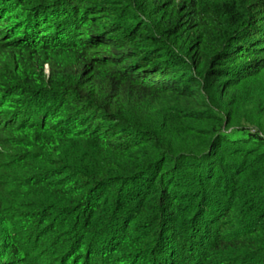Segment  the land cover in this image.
Masks as SVG:
<instances>
[{
	"label": "trees",
	"instance_id": "16d2710c",
	"mask_svg": "<svg viewBox=\"0 0 264 264\" xmlns=\"http://www.w3.org/2000/svg\"><path fill=\"white\" fill-rule=\"evenodd\" d=\"M0 264H264V0H0Z\"/></svg>",
	"mask_w": 264,
	"mask_h": 264
}]
</instances>
